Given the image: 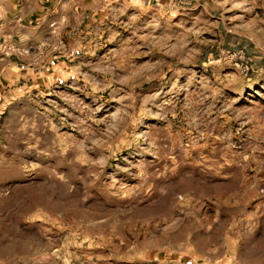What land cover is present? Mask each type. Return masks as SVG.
Returning <instances> with one entry per match:
<instances>
[{
	"label": "rangeland",
	"instance_id": "rangeland-1",
	"mask_svg": "<svg viewBox=\"0 0 264 264\" xmlns=\"http://www.w3.org/2000/svg\"><path fill=\"white\" fill-rule=\"evenodd\" d=\"M78 47L75 78L0 83V264L264 251V0L115 10Z\"/></svg>",
	"mask_w": 264,
	"mask_h": 264
},
{
	"label": "crops",
	"instance_id": "crops-1",
	"mask_svg": "<svg viewBox=\"0 0 264 264\" xmlns=\"http://www.w3.org/2000/svg\"><path fill=\"white\" fill-rule=\"evenodd\" d=\"M176 0H0V83L14 95L63 83L76 77L79 41L88 27L102 22L115 10L168 8ZM15 44L16 51L8 46ZM59 46L58 48H55ZM29 49L30 53L19 52ZM264 227H256V230ZM210 244L169 256V264H264V251L240 247L226 257ZM165 258V257H164ZM167 258V256H166Z\"/></svg>",
	"mask_w": 264,
	"mask_h": 264
},
{
	"label": "built area",
	"instance_id": "built-area-1",
	"mask_svg": "<svg viewBox=\"0 0 264 264\" xmlns=\"http://www.w3.org/2000/svg\"><path fill=\"white\" fill-rule=\"evenodd\" d=\"M58 47L59 46H57L55 48H58ZM16 49H17V47H16L15 44H12V45L8 46V50L9 51H16ZM29 53H30V50L29 49H26V50H23V51L19 52V54H21V55H27Z\"/></svg>",
	"mask_w": 264,
	"mask_h": 264
}]
</instances>
